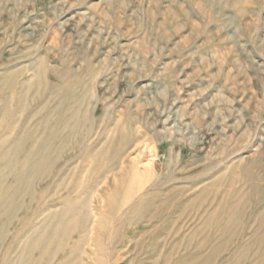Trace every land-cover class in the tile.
<instances>
[{
  "label": "rangeland",
  "instance_id": "obj_1",
  "mask_svg": "<svg viewBox=\"0 0 264 264\" xmlns=\"http://www.w3.org/2000/svg\"><path fill=\"white\" fill-rule=\"evenodd\" d=\"M40 57L89 80L75 89L90 95L48 101L72 104L85 119L55 142L51 151L63 144L46 169L32 178L35 166L3 172L4 185L23 188L19 204L1 211L0 264H19L32 228L52 210L53 226L67 220L65 205L78 196L101 216L97 248L92 224L61 242L51 229L20 264L74 256L78 264H200L210 255L211 264L260 263L264 0H0V71ZM25 100L17 126L48 113H36L46 100L33 91ZM33 134L18 162L43 137Z\"/></svg>",
  "mask_w": 264,
  "mask_h": 264
},
{
  "label": "bare ground",
  "instance_id": "obj_2",
  "mask_svg": "<svg viewBox=\"0 0 264 264\" xmlns=\"http://www.w3.org/2000/svg\"><path fill=\"white\" fill-rule=\"evenodd\" d=\"M71 71H62L58 73L56 72L55 68L49 65L48 61L42 57H40L37 61L31 63V66L29 68L27 67L23 69H4L0 71V217L3 214V212L1 213V211L7 210L8 201L9 204H13L14 206L19 204L17 196L21 193V189L23 188L22 184H16V186H14L13 188L4 185V182H2L3 172H6L8 170H11V172H13V166H17L19 164L23 166L24 164L28 167L35 166L33 173L30 175V178L34 177L36 174L35 172L46 169L48 166L47 163H51L52 157L50 156L58 152L59 148L63 144V141L61 140L60 144L58 143L59 146L55 148L57 150H51L52 148H54L55 142L61 139L60 137L62 136V134L65 131L71 132L72 134L74 131L78 130L79 128H82L83 126L82 123H84L83 121L85 117L79 111V109L74 110L75 108L72 104H77L76 102H80V99L85 100V97H88L90 95L87 89L84 91L80 90L82 94L75 89L77 86H81L84 88V84L89 80L82 84V82H84V80L82 79L83 77L80 75H75V73H72ZM28 72H31L32 74L30 73L29 78H26V76L24 75ZM49 75L56 77L58 82L50 81ZM67 77L69 83L66 85L64 84L63 80H65ZM21 78H23L22 81H19ZM48 89L51 90L50 94L48 93ZM32 91L35 95H38L40 99L46 100L44 101L42 108H40V110L38 109L36 113H41L46 110H48V113L45 116H41V118L38 119L37 123L33 125L25 123L23 126H17V112H19L20 109L23 110L25 108V99H27V97ZM9 92L10 94H8ZM54 97H61V99H63L64 105L68 104L69 101H72V106L68 105L66 110H63L64 108L62 109L64 105L60 106L59 109H52L50 105H48V101ZM13 101L17 104L15 110L10 105V103ZM36 113L35 115H33V119L34 117H37L39 115H36ZM53 121L54 123H52ZM19 133L20 135H18ZM38 133L42 134L43 137L39 138V140L36 142L33 141L30 150L26 153L23 160L21 162H18L17 159L20 155L23 154L26 144L29 140H32V134L34 137ZM30 160L32 164L28 163ZM25 173L26 172L21 173L20 176L26 178ZM67 202L68 203L65 206L67 207L66 211L69 213L63 215L69 217L67 220H60L57 222L56 226H53L52 217L57 216V214L53 213L54 211L52 210L46 213L42 223L36 225L35 228H32L30 235L21 244L23 251L20 252V254L17 256V262L19 264L24 259L21 254H24L31 248L41 247V241H44V239H42L43 236L47 233V231H50L51 229H54V233L49 234V238L52 235V237L50 238L51 240L61 242V240L65 241V236L70 230L75 231L77 227H82V229H85L88 224H92L89 243L93 249L97 248V226L101 224V216L94 209L89 210V202L84 199L83 196L74 197L72 200H69ZM5 226V224L0 225V241H2L1 238L4 234L3 231L5 229ZM260 230H262V228L259 229V231ZM262 234L263 233L260 234V232L256 234L254 233L252 241L248 243V246L244 245V247H242L240 254L242 252H245L247 250L246 248L250 247L254 242L261 240V238H263ZM87 235V230H84V233L81 234L80 242H86V239L89 236ZM45 244L47 248L50 243L49 241H47L45 242ZM212 257L213 255H210L205 261H201L200 264H211L210 262L212 260ZM238 259L240 260V257ZM262 259H264V256L262 257ZM262 259H260L261 261L259 264H264V260ZM191 260L193 259L186 258L178 264H195V262H191ZM239 260H237L235 263L233 262V264H239ZM78 263L79 262L76 256H74L73 261H69V264ZM31 264L45 263L42 261V258H40L38 260H35ZM93 264L103 263H98L95 261Z\"/></svg>",
  "mask_w": 264,
  "mask_h": 264
}]
</instances>
